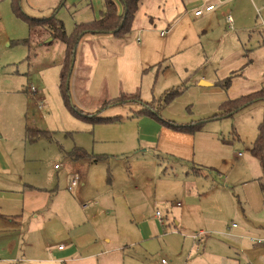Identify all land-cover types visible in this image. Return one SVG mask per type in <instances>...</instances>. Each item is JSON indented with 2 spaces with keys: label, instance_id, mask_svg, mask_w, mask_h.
Returning <instances> with one entry per match:
<instances>
[{
  "label": "crops",
  "instance_id": "obj_1",
  "mask_svg": "<svg viewBox=\"0 0 264 264\" xmlns=\"http://www.w3.org/2000/svg\"><path fill=\"white\" fill-rule=\"evenodd\" d=\"M114 1L121 14L120 2ZM137 9L128 33L83 36L68 82L70 101L83 113H95L120 95L138 94L139 102L116 104L100 114L114 118L122 112L127 120L116 124L124 128L123 149L106 162L122 172L104 171L99 159L67 156L69 175L78 180L71 190L68 186V196L58 187L38 185L36 178L24 181L20 158L0 153V264H161L162 259L264 264V245L257 242L264 239L263 174L251 154L253 142L249 159L235 158L203 128L190 134L150 116H130L131 104L136 103V113L150 103L139 93L146 76L158 75L162 67L164 74L203 71L198 80L206 85L201 86L216 88L211 92L225 99L221 104L264 89V0H143ZM255 14L263 15L261 24ZM229 77L230 85L222 88ZM246 107L247 112L259 108L261 121L255 123L260 124L264 100ZM119 155L134 156L131 162L143 170L133 174ZM159 159L177 175L169 176L167 167L161 171ZM226 160L244 208L236 188L220 184L213 172ZM231 218L238 223L229 227Z\"/></svg>",
  "mask_w": 264,
  "mask_h": 264
},
{
  "label": "rangeland",
  "instance_id": "obj_2",
  "mask_svg": "<svg viewBox=\"0 0 264 264\" xmlns=\"http://www.w3.org/2000/svg\"><path fill=\"white\" fill-rule=\"evenodd\" d=\"M103 2L0 0V153L20 158L17 164L23 167L22 172L26 177L24 181L37 182V179L38 185L50 189L58 187L60 193L65 191L68 196L67 188L72 180L78 183L75 176L69 175L72 160L68 159V154L80 148L86 154L99 158L104 164V171L109 167V173L122 172L121 166H117L116 170V166H108L106 162L111 158L108 156L123 149L119 137L125 132L123 125H116L118 122L92 125L77 119L66 108L58 88L60 73L57 67L64 58V44L50 37L43 24L36 22L31 29L27 19H45L55 14L68 35L74 30L75 23H83L94 16L98 18ZM260 17L263 15L255 14L259 24L262 23ZM23 39H29L27 44L22 43ZM163 69H160L158 75L154 71L146 76L139 93L141 101L151 102L162 119L175 125L202 122L201 128L215 133L221 145L228 148L229 155L249 159V145L254 142L258 132L259 124L255 121H261L259 108L247 112L249 108L246 107L232 115L223 116L224 104L221 103L225 99L211 92L216 88L199 84L201 79L198 78L203 71L180 70L164 74ZM31 87L37 89L38 93H32ZM174 90L180 91L176 97L169 102L161 100L165 94ZM39 98L47 104L43 110L37 108ZM131 105L133 110L130 116L137 109L136 103ZM117 116L122 117L123 121L124 113L120 112ZM132 124L136 126L135 122ZM124 125L127 127L126 123ZM37 131L43 133L38 134ZM119 158L129 163L133 174L143 170L140 165L131 162L134 156L119 155ZM159 161L162 163L161 171L167 167L169 176L177 175L167 162L162 159ZM226 161L225 164L220 162L213 172L217 170L215 175L221 177L218 179L220 184L224 185L225 182V186L236 188L239 204L244 208L241 189L235 183L233 172L226 170L229 160ZM205 173L208 174V171ZM227 174L231 176L229 182H226ZM226 222L229 227L238 223L235 218Z\"/></svg>",
  "mask_w": 264,
  "mask_h": 264
},
{
  "label": "trees",
  "instance_id": "obj_3",
  "mask_svg": "<svg viewBox=\"0 0 264 264\" xmlns=\"http://www.w3.org/2000/svg\"><path fill=\"white\" fill-rule=\"evenodd\" d=\"M121 5L122 13H118V9L114 0H104L102 11L97 21L85 22L83 24H76L74 30L71 34H66L64 27L62 26L61 21L56 19V15L53 14L50 18L45 19H31L28 18L29 27L33 29L34 23L36 22L43 24L50 34V37L57 39L64 44V61L61 66L60 78L58 88L60 89L61 98L63 104L66 108L76 117L83 121H88L92 124H111L122 121V117L116 116L114 118H105L100 117L102 110L110 106H115L116 104H124L131 101L139 102L138 94L131 95H120L114 100H109L106 103L102 104L101 107L92 114L83 113L77 109L73 103L70 101V92L68 88V82L70 77V68L72 61L74 59L75 51L80 40L85 34H106V35H124L129 32L131 28V22L135 14L138 11V5L143 0H118ZM15 7V6H14ZM16 8V7H15ZM17 9V8H16ZM18 13V12H17ZM29 39H23L22 43L27 44ZM231 78H226L222 82V88H227L230 85ZM180 93L179 90H174L165 94L161 100L169 102L171 99L176 97ZM257 100H264V89H261L254 94L240 97L238 100L225 101L222 106L223 111L225 112L223 116H229L233 113L238 112L241 108L251 105ZM150 116L151 118L157 120L161 124H166L175 131H181L185 133L194 134L197 131H200L202 122H196L194 124L187 125H175L174 123L164 121L159 116V112L155 111L152 107V103L144 104L142 103V109L136 113H133V116ZM258 132L256 139L253 142L251 149V154L255 159H258L262 177L259 179L261 190L264 191V119L258 125ZM38 134L43 132H37ZM68 157L74 160L91 158L93 160L99 159L97 157H92L86 154L82 149L75 148L71 153L68 154ZM264 245V244H262Z\"/></svg>",
  "mask_w": 264,
  "mask_h": 264
},
{
  "label": "built area",
  "instance_id": "obj_4",
  "mask_svg": "<svg viewBox=\"0 0 264 264\" xmlns=\"http://www.w3.org/2000/svg\"><path fill=\"white\" fill-rule=\"evenodd\" d=\"M212 9H213V7H208V8H207V10H209V11L212 10ZM195 14H196V15H200V14H201V11H197ZM228 21H230V18H228ZM30 89H31V92H32V93H37V89H35V88H33V87H31ZM36 104H37L38 109H40V110H42V109H44V108L46 107V104H44V101H43L42 98H39V99L37 100ZM75 184H76V181H75V180H72V183H71L70 186H69V190H71L72 187H73ZM155 217L157 218L159 224L163 225V224H162V223H163V222H162V216H161V213H160L159 211H157V212L155 213ZM257 242H258V244H259V243L264 244V239L259 240V241H257ZM61 248H62V246L59 247V249H61ZM161 264H170V262H169L168 260L162 259V260H161Z\"/></svg>",
  "mask_w": 264,
  "mask_h": 264
},
{
  "label": "water",
  "instance_id": "obj_5",
  "mask_svg": "<svg viewBox=\"0 0 264 264\" xmlns=\"http://www.w3.org/2000/svg\"><path fill=\"white\" fill-rule=\"evenodd\" d=\"M200 85H204V86H205L206 84H202V83H200Z\"/></svg>",
  "mask_w": 264,
  "mask_h": 264
}]
</instances>
